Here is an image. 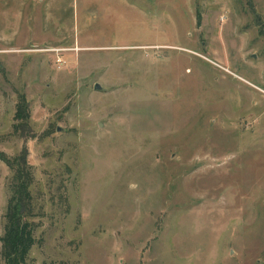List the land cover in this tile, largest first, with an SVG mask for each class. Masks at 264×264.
I'll list each match as a JSON object with an SVG mask.
<instances>
[{
  "label": "rangeland",
  "instance_id": "374dc122",
  "mask_svg": "<svg viewBox=\"0 0 264 264\" xmlns=\"http://www.w3.org/2000/svg\"><path fill=\"white\" fill-rule=\"evenodd\" d=\"M23 148L28 264H264V0H0Z\"/></svg>",
  "mask_w": 264,
  "mask_h": 264
},
{
  "label": "trees",
  "instance_id": "16d2710c",
  "mask_svg": "<svg viewBox=\"0 0 264 264\" xmlns=\"http://www.w3.org/2000/svg\"><path fill=\"white\" fill-rule=\"evenodd\" d=\"M17 102L14 117L26 118L28 102L21 95ZM0 160L10 169L3 233L0 235V264H28V254L35 242V229L29 219L33 175L27 161V150L23 148L12 156L0 150Z\"/></svg>",
  "mask_w": 264,
  "mask_h": 264
},
{
  "label": "water",
  "instance_id": "95a60500",
  "mask_svg": "<svg viewBox=\"0 0 264 264\" xmlns=\"http://www.w3.org/2000/svg\"><path fill=\"white\" fill-rule=\"evenodd\" d=\"M100 85L99 84H95V89H99Z\"/></svg>",
  "mask_w": 264,
  "mask_h": 264
}]
</instances>
